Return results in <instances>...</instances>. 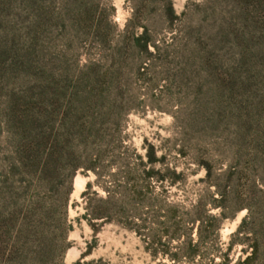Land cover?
Wrapping results in <instances>:
<instances>
[{"label":"rangeland","instance_id":"374dc122","mask_svg":"<svg viewBox=\"0 0 264 264\" xmlns=\"http://www.w3.org/2000/svg\"><path fill=\"white\" fill-rule=\"evenodd\" d=\"M70 181L67 215L45 213ZM135 188L184 206L205 190L222 251L245 217L264 225V0H0V264H171L76 221L84 191Z\"/></svg>","mask_w":264,"mask_h":264},{"label":"trees","instance_id":"16d2710c","mask_svg":"<svg viewBox=\"0 0 264 264\" xmlns=\"http://www.w3.org/2000/svg\"><path fill=\"white\" fill-rule=\"evenodd\" d=\"M136 39L140 42L143 37L137 36ZM154 159V156L148 153L147 162L152 164ZM84 168L93 170L97 176L96 181L106 189L99 181L101 173L98 162L86 164ZM76 169H73L71 177ZM170 171L174 179H182L185 174L182 170L170 169ZM149 174L147 173V176ZM199 180L205 184L206 172L205 176ZM90 187L91 184H88L87 189L89 190ZM118 187L127 189L126 185H118ZM71 189L70 181L67 182L62 196L57 198L55 194L53 201L44 202L42 206L44 212L51 213L60 210L66 216ZM135 189L134 195L122 199H113L110 194H107L94 200L88 198L87 192L84 191L82 193L85 203L84 212L76 217V221L84 219L92 227H95L99 221L117 224L139 236L145 250L153 257L158 255L167 257L171 264H201L202 258L207 261L204 264H264V225L258 229L246 228V217L231 235L227 250L220 249L218 246L221 241L220 228L222 220L228 216V213L224 210L218 214L209 213V210L204 213L205 190L195 198L194 202L184 206L181 203H168L163 200L154 204V201L146 197L142 190ZM94 193L99 195L98 192ZM140 205L146 206L147 211L142 212ZM72 227V224L68 225L69 229ZM42 244V258H50L45 241ZM205 244H211L212 249L209 248L208 251L202 252V246ZM236 244L241 245L242 251L237 259L231 256V251ZM90 249L88 244L86 252H90ZM218 256L220 259L215 262ZM100 262L101 260L97 261L98 264ZM97 263L94 261L82 263L78 260L73 264Z\"/></svg>","mask_w":264,"mask_h":264},{"label":"bare ground","instance_id":"6f19581e","mask_svg":"<svg viewBox=\"0 0 264 264\" xmlns=\"http://www.w3.org/2000/svg\"><path fill=\"white\" fill-rule=\"evenodd\" d=\"M76 189L79 190L81 189V187L83 186V183L81 182V180L79 178L76 179Z\"/></svg>","mask_w":264,"mask_h":264}]
</instances>
